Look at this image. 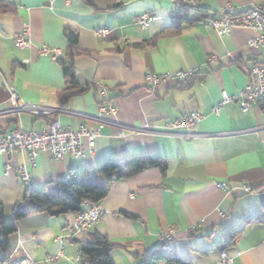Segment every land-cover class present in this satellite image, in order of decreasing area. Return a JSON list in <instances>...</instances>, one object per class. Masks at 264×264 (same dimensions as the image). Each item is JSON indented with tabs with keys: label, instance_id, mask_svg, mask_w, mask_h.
Instances as JSON below:
<instances>
[{
	"label": "crops",
	"instance_id": "obj_1",
	"mask_svg": "<svg viewBox=\"0 0 264 264\" xmlns=\"http://www.w3.org/2000/svg\"><path fill=\"white\" fill-rule=\"evenodd\" d=\"M192 1L196 9L184 18L180 31L163 33L180 10L177 2ZM252 3L0 0V135L19 125L40 131L47 121L27 112L14 115L11 89L25 103L62 106L59 122L72 130L81 125L96 129L102 103L117 109L115 122L101 129L92 155L55 160L40 152L33 163L27 152L0 155V202L5 217L11 219L13 207L26 201L29 190L18 168L29 173L31 190L44 193L70 173L79 178L83 170L107 162L153 157L164 164L163 172L151 168L113 183L97 204L100 220L62 244L58 241L62 228L74 220V214L41 213L19 220L17 232L10 237L12 256L5 264H79L78 244L89 241L93 232L119 244L110 254L114 264H140L144 253L155 251L189 264H219L221 250L232 264H264V224L245 225L264 212L263 105L254 104L243 113L236 102H230L217 115L210 112L222 92L233 96L249 82V65H264V46L258 50L248 46L255 36L251 29L235 27L220 37L202 23L227 4L241 12ZM144 12L156 19L139 30L136 19ZM67 30L77 35L72 64L75 81L85 91L61 103L62 68L39 49L57 48L59 57L68 58ZM99 30L106 32L99 35ZM17 33H23L28 47L15 46ZM189 69L197 73L182 83L166 81L153 89L145 83L148 74ZM96 84L107 87L105 99ZM192 111L203 115L193 137L162 132L165 122ZM146 124L151 130H141ZM169 229L173 240L162 248L159 238ZM231 230L241 232L226 247L222 234ZM60 250L63 257L53 259Z\"/></svg>",
	"mask_w": 264,
	"mask_h": 264
},
{
	"label": "built area",
	"instance_id": "obj_2",
	"mask_svg": "<svg viewBox=\"0 0 264 264\" xmlns=\"http://www.w3.org/2000/svg\"><path fill=\"white\" fill-rule=\"evenodd\" d=\"M192 1L190 4L195 5ZM156 17L151 12H144L136 19V26L139 30L147 29ZM206 27L212 28L220 37L228 34L235 27L248 28L255 32V36L250 38L248 46L258 50L264 46V4L252 3L251 6L244 11L236 12L234 8L227 4L221 8L219 13L211 14L203 22ZM105 30H99L97 34L104 35ZM15 46L25 48L30 45V42L24 37L23 33L14 35ZM42 56L56 60L60 51L57 48H49L42 46L40 49ZM197 73V69L176 70L163 74H148L145 77V83L149 88H157L160 84L166 81L182 83L193 77ZM248 73L250 75L249 82L235 95L229 96L226 92H222L220 102L212 106L211 114L217 115L221 108L230 102H236L243 113L251 111L254 104L263 105L264 113V65L255 63L249 65ZM99 95L105 99L107 96V87L102 84H96ZM9 102L11 105L10 111L14 115H19L21 112H27L35 117H44L47 119L43 128L40 131L25 130L21 125L17 126L12 131L0 135V155H10L13 152H27L30 163L35 161V158L40 152H46L55 160H62L66 156L80 158L94 153L96 140L101 135V129L105 124L114 123L117 116V109L114 106L102 103L98 108V114L95 117L98 126L94 130H88L81 125L77 130H72L61 126L58 114L63 113L62 106L46 107L33 103L23 102L19 94L11 89L9 91ZM203 115L198 111H192L183 116L171 121L165 122L160 128L162 132H170L184 138L194 136L195 127L201 122ZM152 126L144 125L141 130L149 129ZM122 134V131H119ZM21 180L25 183L29 190L32 189L31 178L25 168L17 169ZM223 187V185H219ZM245 191L249 188L245 187ZM83 211L75 215L72 222H67L62 231V236L58 238L60 244L66 239L72 240L77 232L89 230L95 225L102 216V211L97 204L88 205L85 201L82 202ZM196 225L190 228L193 231ZM161 244L167 247V244L173 240V230L169 229L164 232L159 238ZM219 264H232V259L221 250L219 253ZM63 257L60 250L53 259ZM80 259V257H79Z\"/></svg>",
	"mask_w": 264,
	"mask_h": 264
},
{
	"label": "trees",
	"instance_id": "obj_3",
	"mask_svg": "<svg viewBox=\"0 0 264 264\" xmlns=\"http://www.w3.org/2000/svg\"><path fill=\"white\" fill-rule=\"evenodd\" d=\"M255 4H264V0H252ZM179 12L172 18V23L163 30V33L179 32L184 18L195 10V5L177 2ZM65 38L69 47L68 58L58 57L57 61L63 72L65 88L60 92V102H66L71 96L81 94L85 91L75 81L73 70V48L77 44V35L74 31L67 30ZM142 46V44H139ZM151 168L164 171V164L159 158L139 157L126 160L123 164L107 162L97 169H85L81 176L76 178L74 174H68L67 178L59 182L55 188L47 192L28 190L26 201L16 204L12 209L11 219L4 214L3 204L0 202V264L9 262L12 256L10 237L17 232V222L23 218L36 214L47 213L52 216L74 214L77 215L85 208L82 202L88 205L98 204L106 197L110 186L125 179L133 173L141 172ZM28 202V203H27ZM264 224V212L245 223ZM241 230H231L222 234L226 247L234 244ZM79 247V264H114L110 254L119 244L109 241L108 238L93 232L89 241L81 242ZM162 248H165L163 245ZM189 264L177 257H164L158 251L146 252L141 256L140 264Z\"/></svg>",
	"mask_w": 264,
	"mask_h": 264
}]
</instances>
